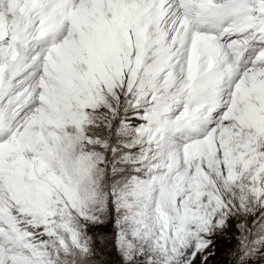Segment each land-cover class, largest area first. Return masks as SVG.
<instances>
[{"label": "snow or ice", "instance_id": "snow-or-ice-1", "mask_svg": "<svg viewBox=\"0 0 264 264\" xmlns=\"http://www.w3.org/2000/svg\"><path fill=\"white\" fill-rule=\"evenodd\" d=\"M220 240L264 256V0H0V264Z\"/></svg>", "mask_w": 264, "mask_h": 264}, {"label": "rangeland", "instance_id": "rangeland-1", "mask_svg": "<svg viewBox=\"0 0 264 264\" xmlns=\"http://www.w3.org/2000/svg\"><path fill=\"white\" fill-rule=\"evenodd\" d=\"M233 244L235 243L234 241L232 242ZM231 245L223 240H220L217 242V257L213 260L212 264H226L225 259H224V252L225 250L230 247ZM253 262H257L259 264H264V256H255L252 258Z\"/></svg>", "mask_w": 264, "mask_h": 264}, {"label": "trees", "instance_id": "trees-1", "mask_svg": "<svg viewBox=\"0 0 264 264\" xmlns=\"http://www.w3.org/2000/svg\"><path fill=\"white\" fill-rule=\"evenodd\" d=\"M106 259H111L113 262H115L116 260V256L115 254H112L110 257H105ZM253 264H259L258 261L257 262H253Z\"/></svg>", "mask_w": 264, "mask_h": 264}]
</instances>
